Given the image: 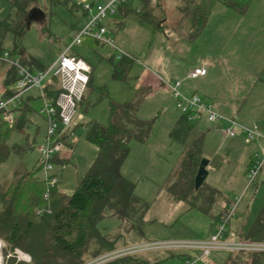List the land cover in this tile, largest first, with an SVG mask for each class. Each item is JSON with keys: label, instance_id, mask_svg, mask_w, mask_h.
<instances>
[{"label": "rangeland", "instance_id": "1", "mask_svg": "<svg viewBox=\"0 0 264 264\" xmlns=\"http://www.w3.org/2000/svg\"><path fill=\"white\" fill-rule=\"evenodd\" d=\"M79 1L92 2L97 7L101 0ZM131 1L124 2L128 11L121 19V26L111 29L117 48L131 54L134 59L126 80L112 78V63L118 59V49L109 48L91 36H82V43L72 48L92 67V83L86 101L94 103L89 107H86L87 103L82 105L86 110L77 109L81 116L73 119L72 126L77 120L88 121L92 118L106 124L109 100L121 104L129 102L135 89L142 84V80L138 79L145 67L170 78V74L177 73L174 72L177 67L175 63L184 61V66L188 67L197 62L192 54V43H186L176 33V26L191 0H160L157 5L147 6L146 13L143 12L142 15L138 13L137 3ZM196 1L206 4L213 11L221 6V0ZM33 8L39 14L35 18L28 16L22 29H18L13 21L8 23L7 27L11 30L3 37L2 48L8 51L15 49L18 58L25 53L23 60H32L31 70L36 71L50 66L56 55L85 25L87 18L80 8L70 11L64 6H51L49 0H36ZM9 10V1L0 0V21L8 15ZM151 15L161 20L163 30H155V21L150 20ZM115 17L119 16L116 14ZM29 62H25L27 67ZM50 78L49 75L46 80ZM217 84L223 86L219 82ZM28 93L36 97L32 100L30 114H27V119L31 122L22 132L13 133L10 142L21 147H25L28 142L30 148L20 154L11 152L0 164V186L6 184L14 173L28 171L36 164L39 158L38 145L44 142L46 136L47 124L39 114L43 107V101L38 97L39 89L34 88ZM178 108V101L171 94L165 95L158 91L148 96L140 105L136 116L140 120L152 121V131L144 142L134 138L129 140V153L122 164V170L135 184L134 194L137 199L134 201L133 211L126 218L106 216L99 221V231L111 245L100 249L95 258L85 256L83 264H176L178 257H172L171 254L184 252L187 255L199 251L158 244L205 240L212 233H216L222 218L227 215L229 223L225 227L224 235L229 234L232 237L242 230L246 232L250 226L255 229L264 221V163L251 181L247 169L257 158L255 153H250V143L243 139H225L219 129L207 135L204 144L202 137L196 132H190L185 145L172 141L169 134L181 115ZM124 124L131 127L128 121H124ZM215 124L220 127V123ZM59 136L56 135L53 140ZM71 139L74 143L77 141L73 159L78 157L79 161H73V164H76L75 168L82 178L87 171L82 174L81 168L95 160L96 147L84 139L83 127H79ZM198 139L202 158L210 160L207 165L208 175L198 188L199 191L188 192L187 197L176 199L174 191L179 192V189L174 183L180 179V152L184 146ZM246 139L251 141L247 136ZM233 143L238 145L233 147L236 151L227 152L226 147ZM258 157L262 159L263 153H258ZM56 168L57 166L52 174ZM74 170V166L68 168V171L73 172V178ZM40 174H44L42 170ZM194 202L197 207L189 209V205ZM220 211L221 219L218 218ZM141 245L146 247L120 254L121 251ZM93 248H89V251ZM231 253L233 252L228 250H212L198 264H232L228 261ZM32 261L33 258L26 263L68 264L67 259L56 253L46 258L39 253L35 261ZM5 264L25 263L5 258Z\"/></svg>", "mask_w": 264, "mask_h": 264}, {"label": "trees", "instance_id": "2", "mask_svg": "<svg viewBox=\"0 0 264 264\" xmlns=\"http://www.w3.org/2000/svg\"><path fill=\"white\" fill-rule=\"evenodd\" d=\"M7 1L10 3V10L0 21V51L3 50L4 35L11 30L7 27L8 23L13 21L18 29H22L30 11L36 6V0ZM148 1L141 0L138 10L140 15L146 13ZM251 2L252 0H221L226 9L238 13H244ZM49 4L64 6L70 11L77 7L75 0H49ZM211 13L212 9L206 4L191 0L176 26L177 35L185 41H194L205 29ZM150 20L155 21V30L163 29L161 20L155 19L153 15ZM133 60L131 55H123L115 62L112 61V78L126 80ZM30 62L28 67L31 69ZM21 63L26 66L25 61L21 60ZM3 65L5 64L0 62V69ZM17 78L16 69L7 65L2 80L1 99H8L15 93L8 86ZM45 91L53 100L58 89L49 88ZM142 93V90L136 89L133 98L123 104L109 100V118L106 124L96 120L86 123L85 138L98 148V154L71 194L49 188L46 179L40 175L41 166L37 163L28 171L14 173L6 184L0 186V239L5 242L6 249H20L29 254L31 260L33 258L32 262L39 253L44 258L56 253L67 259L68 264H83L85 256L95 258L100 249L111 245L97 225L106 216L126 218L133 211V204L137 199L134 184L122 175L121 165L129 153V140L134 138L144 142L151 132L152 121L140 120L136 116L143 99ZM28 108L23 103L17 107L19 115L12 125L0 118V164L11 152L20 154L30 148L28 142L25 147L10 142L13 133L24 130ZM124 121H128L131 127L125 126ZM192 129L193 122H189L181 114L169 134L170 139L185 145ZM180 153V179L174 183L179 189V192L174 191L176 199L187 197L188 192L200 190L194 188V177L202 158L199 139L184 146ZM57 156L54 162L63 163ZM44 194L47 196L44 197ZM194 207H197L195 202L188 208ZM252 230L253 235L262 236L257 240L264 241V221L255 229L252 227ZM91 245L94 248L89 251ZM232 252L228 258L232 264H264L263 251Z\"/></svg>", "mask_w": 264, "mask_h": 264}, {"label": "crops", "instance_id": "3", "mask_svg": "<svg viewBox=\"0 0 264 264\" xmlns=\"http://www.w3.org/2000/svg\"><path fill=\"white\" fill-rule=\"evenodd\" d=\"M75 1L77 7H75L74 10L80 8L83 11V13L86 15L87 18L86 21H88L89 16L95 13L96 6H94L92 2H88V4L90 5V10H85L82 7L83 5L82 1L79 0H75ZM107 1L108 0H101L100 4L105 3ZM131 2H136L137 3L136 8H140L141 0H132ZM125 3H121L120 5H118L116 11L112 13L113 15L112 14L111 16L109 15L105 19L106 21H104V24L107 26L111 35H112L111 29L113 27L119 28L121 26L122 24L121 19L128 11V9L125 8L126 7ZM30 13L37 14L38 10L36 8H32ZM116 14L119 16L118 17L119 19L115 17ZM185 42L192 43V47H193L192 54L196 57L197 62L191 64L188 67L184 66L183 63L184 61L175 63L177 67L174 72L177 73L170 74L171 75L170 78L162 76L160 73L156 71H151V69L145 67L143 71L140 73L138 79L139 81L142 80L141 81L142 84L136 88L143 91L142 93L143 99L140 105H142V103L145 102L148 96L152 95L154 92L157 91L161 94L166 95L168 93L172 95L171 90L169 88V83L178 80L180 81L179 90L184 95H191L193 93L200 95L212 105L214 110L218 111L223 115L233 117L241 125L256 130L262 135L256 137L251 141H248L246 139L245 133L241 131H237L235 136L227 137L224 135L223 128L225 127V122L223 120L210 122L203 116L197 121L193 122V129L191 131V132H196L197 135L202 137L203 144H204V138L207 135H211L212 132H216L219 129L221 130L223 137L225 139L236 138L237 141L243 139V141L250 143L249 147L252 150V152L250 153H255V155L256 154L258 155V153H264V0H252L249 7L244 13H238L233 10L226 9L221 3V6L219 8H217L214 11L212 10L207 25L203 30V32L200 34V36L194 41L191 42L185 41ZM70 43L68 45H70ZM81 43L82 41L78 44ZM74 45L76 44H72L70 46V48L68 49V53L81 57L84 61H86L89 64V62L78 51L77 52L73 51L72 48ZM109 48H113V47L109 46ZM124 53L125 54H122L121 56L131 55L125 51ZM11 54L18 58L16 52ZM25 56L26 54L22 53L19 60L25 61L27 63L29 62V59L26 58L27 61L23 60ZM121 56H117V57L120 58ZM54 60L51 62V64L54 62ZM31 62L33 61L31 60ZM31 65L32 64H30V66ZM198 66L205 67L207 69L206 74L203 76H199L197 78H189L187 75L188 71ZM6 68L7 65L5 64L0 69V100H1V94L3 92L2 80L4 78V71ZM91 73H92V67H91V72L89 74L90 79L88 81L86 90L81 100L77 103V107H76L77 109L80 108L86 110V107H89L90 105H94V103H88L86 101L87 96L89 95L87 92H89V88L91 87V83H92ZM233 79H236V81H233ZM218 82L223 86H218L217 84ZM12 84L8 86L9 89H11L10 87ZM34 88L35 87L28 88L27 90L23 91V93L19 97L20 105L23 103L29 106L27 114L28 113L30 114L29 111H31L30 109H31L32 100L36 98L33 94H29L28 92ZM42 88L46 97L50 99V97L47 96L45 89H49V88L57 89V80L54 77H51L49 80H46V82H43ZM136 89L134 91V94L136 92ZM38 97H40V89H39ZM85 103H87L86 107L82 108V105L84 106ZM15 112H17V116H18L19 111L17 110ZM76 112L77 113L75 118L78 119V117H80L81 115L78 114V110H76ZM108 118H109V107H108ZM43 120L46 123L44 118ZM90 120H96L100 122L95 118L89 119L88 121ZM88 121L77 120L75 121V124L73 126L71 125L70 127L63 129L60 132L59 138L68 146H71L74 149V151L71 154H69L68 152H62L57 156V159L63 161V163L55 162V166H57V168L55 169L56 171H54L53 175L57 178V183H56L57 186H55L54 189L63 192L65 194H71L74 191V188L76 187L78 181L81 179L80 173L75 168L76 164H73V161L75 162L79 161L78 157L75 160L73 159L74 158L73 155L76 152L77 141L74 143V141H72L71 138L79 127H83L84 139L86 140L85 138V133L87 130L86 123ZM30 122H31L30 119H27L24 123V127ZM203 122H206L207 124L205 125L203 124ZM215 123H220V127ZM233 147H238L237 143L236 144L233 143L232 145L229 144V146L226 147L227 152L230 153L236 151L233 149ZM96 153L98 154L97 147H96ZM88 160H90V158ZM92 162L93 161H89L87 164L84 165L83 168H81L82 174L83 172L85 173L89 169ZM209 163L210 160H208V164ZM70 166H74L75 169L74 178H73V172L68 171V168ZM122 166L123 165H121L122 175L128 180L132 181L129 178L128 174H126L122 170ZM208 172L209 171L207 170V175ZM40 175L44 176V174H40ZM134 190H135V184H134ZM263 207H264V201L262 204V208ZM221 215L222 212L220 211L218 213V218L221 219L222 218ZM227 219L228 221L225 224V227H227L229 223V218ZM213 220H215V218ZM255 222L256 219L253 222V224ZM252 227L253 226H250V228L246 232L242 230L240 233L236 234L233 237L229 234L223 235V238L225 236L224 239L228 241L264 243V241L257 240V238L262 237L261 234L249 235V232L252 230ZM213 234L214 233H212L211 235L209 234L210 236H208L207 239H209ZM141 246L143 248L146 245H141ZM228 251H232V250H228ZM185 255L186 254L184 252L179 254H171L172 257L174 256L178 257L176 258L177 259L176 264H179ZM125 256H127V254H125ZM203 258L201 260H203ZM202 264H211V263L206 262Z\"/></svg>", "mask_w": 264, "mask_h": 264}, {"label": "built area", "instance_id": "4", "mask_svg": "<svg viewBox=\"0 0 264 264\" xmlns=\"http://www.w3.org/2000/svg\"><path fill=\"white\" fill-rule=\"evenodd\" d=\"M159 1L149 0L148 6L157 5ZM124 2L125 0H108L98 5L95 13L89 16L84 27L75 34L70 45L61 50L54 62L45 69L31 70L23 65L19 58L13 56L8 50L3 49L0 51V62L13 66L18 74L17 80L10 87L15 90V93L8 99L0 100V118L4 122L9 125L15 123L17 118L15 111H17V107L20 105L19 97L23 91L32 87L40 89L43 107L39 110V114L45 119L47 129L44 142L38 145L39 158L37 164L41 166V170L44 173L43 177L46 179L49 188H54L57 183V178L52 174L55 167L54 158L62 152L71 154L74 151L73 147L68 146L60 138L55 140L53 138L56 135H60L63 129L71 126L77 113V103L81 100L86 90L91 72L90 65L81 57L68 53V49L72 44L80 43L82 36H91L103 44L118 49L104 21L110 14L116 11L118 5ZM82 4L85 10H90L88 3ZM118 51V56L125 54L122 50L118 49ZM206 72L207 69L205 67L198 66L190 69L187 75L189 78H197L205 75ZM49 75L57 79L58 92L53 100L52 98L49 99L46 97L42 88L43 82ZM179 85L180 81L176 80L169 83V88L172 95L178 101L181 114L185 115L189 122L197 121L204 116L210 122L223 120L225 122L224 135L227 137L235 136L237 131L245 133L250 140L262 136L258 131L241 125L233 117L223 115L214 110L212 105L200 95L196 93L184 95L180 92ZM255 156L257 160L252 162L247 169L251 181L264 163V153L262 159H259L257 154ZM43 196L46 197L47 195L44 194ZM221 221L222 223L218 226V230L209 239L188 243L172 242L170 244H158V246L199 251V253L194 252L193 254L185 255L179 264H198L212 250L264 251V243L225 240L223 235L226 219L222 218ZM140 248L142 246L131 247L126 251H121L120 254L126 253L127 251H136ZM5 258H13L17 262H28L31 260L30 255L20 249H6L5 242L0 239V264H5Z\"/></svg>", "mask_w": 264, "mask_h": 264}, {"label": "water", "instance_id": "5", "mask_svg": "<svg viewBox=\"0 0 264 264\" xmlns=\"http://www.w3.org/2000/svg\"><path fill=\"white\" fill-rule=\"evenodd\" d=\"M39 14V12L37 14H29V17L31 18H35L34 16H37ZM208 164V160L205 158H202L200 160L196 175L194 177V188L197 190L201 184L203 183L206 175H207V169L206 166Z\"/></svg>", "mask_w": 264, "mask_h": 264}]
</instances>
